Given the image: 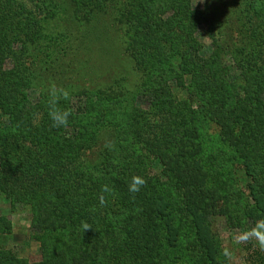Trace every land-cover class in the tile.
Returning <instances> with one entry per match:
<instances>
[{
  "label": "rangeland",
  "instance_id": "obj_1",
  "mask_svg": "<svg viewBox=\"0 0 264 264\" xmlns=\"http://www.w3.org/2000/svg\"><path fill=\"white\" fill-rule=\"evenodd\" d=\"M202 3L191 0L194 8H201ZM99 9L89 21L74 22L62 12L56 25L42 27L47 36L37 28L36 32L28 27L20 31L13 26L0 33L5 48L0 52V264H264L256 256L254 249H261L255 241L237 243L234 239L264 219V180L243 173L242 164L248 167L251 159L239 158L240 150L222 138L196 105L191 104L190 118L196 131L182 130L175 142V148L184 153L190 145L197 146L194 157L182 160L185 164L169 175L158 160L152 162L154 152L142 159L146 165L140 172L154 177L166 190L156 193V202L148 200L144 208L137 207L142 195L136 193L132 202L121 191L118 183L123 174L110 167L102 172L100 141L111 145L115 153L123 152L132 130V109H147L163 99L165 79L160 71L156 75L150 62L144 72L147 78L142 76L131 51L137 34L133 33L132 45L124 49L115 15H101ZM203 28L198 27L195 38L208 52L210 40ZM43 41L48 45L43 47ZM70 46L72 51L66 56ZM231 70L235 81L231 90L239 93L238 72L234 66ZM47 74L69 83L57 84L49 77V84ZM158 82L161 87L155 88ZM52 86L68 93L64 98L58 92L57 103L59 107L66 102L71 111L65 127H53L48 115ZM42 145L51 146L55 154L33 158L31 151ZM77 145L86 156H79L84 163L76 162L80 163V180L74 182L79 187L73 195H83L79 193L83 187L88 200V212L78 219L63 207L62 201L66 204L71 195L57 203L48 195L49 182H44L47 177H68L63 170L68 163L75 164L72 155ZM115 155L106 154V158ZM60 159L66 163L63 169L55 165L47 174L44 165L53 166ZM105 183L112 189L106 195L110 211L100 221L98 196ZM114 196L121 201L115 204ZM70 201L79 206L78 200ZM127 213L133 217L127 219ZM87 220L93 229L82 232L81 222ZM104 222L108 226L100 227ZM128 235L133 236L131 243ZM131 246L138 258L129 257ZM142 247L149 250L148 262L140 258Z\"/></svg>",
  "mask_w": 264,
  "mask_h": 264
},
{
  "label": "trees",
  "instance_id": "obj_2",
  "mask_svg": "<svg viewBox=\"0 0 264 264\" xmlns=\"http://www.w3.org/2000/svg\"><path fill=\"white\" fill-rule=\"evenodd\" d=\"M59 8L62 11L57 12ZM96 9L104 16L115 15L117 28L111 29L116 28L119 44L124 49L132 45L135 39L133 33L137 34L134 41L136 45L129 48L134 52L135 67L142 72V76L147 78L146 66L150 62L154 64V71L157 70L156 75L161 73V77L165 79L163 99L155 100L147 109H132V130H129L131 134H127L129 141L124 144L123 152L115 153L108 143L104 145L100 141L102 172L108 171L107 167L116 173L121 172L123 175H119L122 180L118 184L122 187L121 191L131 197L132 202L135 196L133 198V194L128 191V182L136 172L143 175L147 183L139 191L142 198L137 207L144 208L145 203L153 199L156 202V193L166 190L159 186L160 182L154 177L140 172L146 165V160L142 159L146 154L154 152L152 162L158 160L161 167H164L163 173L168 175L173 169L178 170L182 163L185 164L182 160H191L197 153V146L190 145V149H186L184 153L175 148V142L180 139L178 133L182 130L187 134L196 131L194 121L190 120L194 111L192 106L196 105L218 127L222 138L240 150L239 158L247 156V160L251 159L252 163L248 167L242 164L243 173L249 178L262 177L264 180V0H203L201 8H194L191 0H0V33L7 26H13L20 31L28 27L36 32L37 28L40 30L39 34L47 36L48 32L42 27L56 25L55 20L64 15L62 12L72 16L74 22L89 21L93 12H99ZM38 21L40 24L36 25ZM202 25L210 40L208 52H205L206 46L195 38L198 27ZM43 43V47L48 45L47 41ZM2 51L5 48L0 44V52ZM71 51L72 46L64 54L69 56ZM225 60H229L231 65L224 63ZM233 66L238 72L239 93L238 89L231 90L235 82L230 78ZM46 77L57 84L69 83L66 79L64 81L63 78L61 80L48 74ZM127 81L129 82L128 79ZM50 83L52 82L49 80ZM159 83L155 88L161 87L158 86ZM59 108L67 109V103L63 101ZM126 139L128 138L123 140ZM81 147L77 145L74 148L75 154L72 157L75 164L68 163L63 170L68 177H47L44 180L49 182L48 195L57 203L68 193L71 198L78 200L79 206L71 205V198L66 204L62 201L63 207L67 211L70 209L71 216L75 215L76 219L88 212V203L85 202L88 200L84 198L86 189H79V193L83 195H73L79 187L74 183L75 180H80L79 165L84 163L79 157L83 154H80ZM31 153L36 159L55 154L49 145H42ZM106 154L116 155L106 158ZM34 163L37 164L35 159ZM55 165L62 170L66 163L64 159H60L53 166L44 165L46 173H51ZM109 182L112 183L113 180L110 178ZM262 185L264 188V184ZM58 194L59 197L52 196ZM113 200L115 204L121 201L116 196ZM100 210L102 221L110 211L109 203L104 207L100 206ZM211 216L213 215L209 217ZM131 217L133 215H129L127 219ZM86 222L92 226L91 220ZM107 226V222L100 225L104 228ZM127 239L131 243L133 236L128 235ZM141 249L140 258L146 262L145 258H150L149 250L146 247ZM254 250L257 251L258 260L264 259L261 250ZM128 252L130 258L139 257L134 246Z\"/></svg>",
  "mask_w": 264,
  "mask_h": 264
},
{
  "label": "clouds",
  "instance_id": "obj_3",
  "mask_svg": "<svg viewBox=\"0 0 264 264\" xmlns=\"http://www.w3.org/2000/svg\"><path fill=\"white\" fill-rule=\"evenodd\" d=\"M58 92L62 93L64 98H67L68 93L64 90H58L55 86L50 89V96L52 99L49 101L48 115L52 121L53 127H65L68 124V118L71 115V111L68 109H61L57 107ZM111 146V145H109ZM147 181L144 177L139 175H133L128 182V191L133 194V198L141 188L146 185ZM112 189L105 185L102 188L101 194L98 196L99 205L104 207L107 203L106 194H111ZM82 232L93 229L92 226L86 221L81 222ZM234 239L237 243H248L255 241L256 246L264 251V219H259L247 230L238 233Z\"/></svg>",
  "mask_w": 264,
  "mask_h": 264
}]
</instances>
